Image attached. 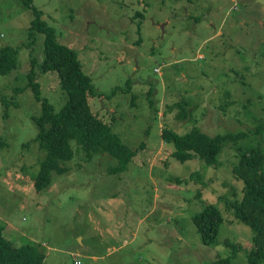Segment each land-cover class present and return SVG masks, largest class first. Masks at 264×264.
<instances>
[{
	"label": "rangeland",
	"instance_id": "1",
	"mask_svg": "<svg viewBox=\"0 0 264 264\" xmlns=\"http://www.w3.org/2000/svg\"><path fill=\"white\" fill-rule=\"evenodd\" d=\"M262 1L33 0L90 75L93 112L138 152L125 172L111 174L117 159L87 160L71 140L69 171L52 172L50 186L38 191L34 182L45 153L33 118L41 104L31 88H14L28 82L34 59L42 96L55 111L67 96L57 73L38 67L44 35L30 43L32 12L21 0H0V46L18 48L17 67L0 75L5 238L14 246L40 244L43 264H248L254 232L230 205L243 195L233 173L240 148L264 151ZM180 110L189 117H178ZM192 127L249 137L224 147L217 166L180 163L161 129ZM207 204L223 218L212 245L201 242L192 221Z\"/></svg>",
	"mask_w": 264,
	"mask_h": 264
},
{
	"label": "trees",
	"instance_id": "2",
	"mask_svg": "<svg viewBox=\"0 0 264 264\" xmlns=\"http://www.w3.org/2000/svg\"><path fill=\"white\" fill-rule=\"evenodd\" d=\"M21 1L33 14L29 28L30 43H34L39 34L44 35V58L38 67L42 73L56 72L60 86L67 96L63 107L55 111L50 100L42 96L34 59L27 73L28 82L22 88H14L16 91L31 88L41 104V114L33 119L38 127L36 141L40 150L45 153V158L40 163L34 186L41 191L50 186L52 172L62 175L69 171L64 164L74 158L71 140L77 141L87 160L102 154L117 159L118 166L109 168L108 173L125 172L138 154L137 150L133 151L126 146L108 123L93 112L88 101V97L95 94L92 80L84 71L76 51L58 40L57 30L43 18V12L33 5V0ZM17 55V47L0 46V75H5L17 67ZM177 105L180 108V102ZM189 115L180 110L177 116L188 118ZM160 135L166 144L173 146L172 157L180 163L198 159L208 166L219 164L218 156L224 147L237 145L249 137L248 132L210 135L197 127L184 133L162 128ZM6 146L7 142L0 137V148ZM233 173L244 185L242 198L234 200L230 207L233 208L237 220L250 226L254 232L253 244L246 249L247 263L264 264V151L255 147L240 148L239 160ZM196 177L200 178L198 174ZM222 220L221 212L213 204L205 205L192 216L204 245L214 244ZM2 231L0 227V264L44 263L45 253L40 244L14 246ZM233 250H236L234 246Z\"/></svg>",
	"mask_w": 264,
	"mask_h": 264
},
{
	"label": "built area",
	"instance_id": "3",
	"mask_svg": "<svg viewBox=\"0 0 264 264\" xmlns=\"http://www.w3.org/2000/svg\"><path fill=\"white\" fill-rule=\"evenodd\" d=\"M74 258L76 259V256H74ZM77 263H79V262H77Z\"/></svg>",
	"mask_w": 264,
	"mask_h": 264
},
{
	"label": "water",
	"instance_id": "4",
	"mask_svg": "<svg viewBox=\"0 0 264 264\" xmlns=\"http://www.w3.org/2000/svg\"><path fill=\"white\" fill-rule=\"evenodd\" d=\"M264 3V1H262Z\"/></svg>",
	"mask_w": 264,
	"mask_h": 264
}]
</instances>
